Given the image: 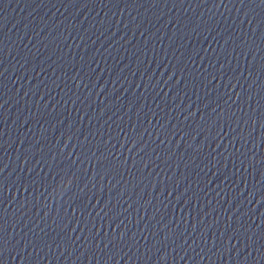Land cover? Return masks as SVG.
Returning <instances> with one entry per match:
<instances>
[{
	"label": "water",
	"instance_id": "obj_1",
	"mask_svg": "<svg viewBox=\"0 0 264 264\" xmlns=\"http://www.w3.org/2000/svg\"><path fill=\"white\" fill-rule=\"evenodd\" d=\"M0 264H264V0H0Z\"/></svg>",
	"mask_w": 264,
	"mask_h": 264
}]
</instances>
